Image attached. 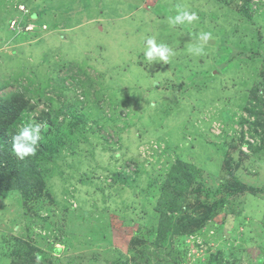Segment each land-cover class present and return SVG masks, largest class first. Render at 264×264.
I'll return each instance as SVG.
<instances>
[{
    "label": "rangeland",
    "instance_id": "rangeland-1",
    "mask_svg": "<svg viewBox=\"0 0 264 264\" xmlns=\"http://www.w3.org/2000/svg\"><path fill=\"white\" fill-rule=\"evenodd\" d=\"M241 1L0 0V81L11 75L36 100L97 121L86 122L77 156L64 152L49 193L1 202L11 208L0 217L1 255L14 251L21 263L24 238L23 251L45 254L36 264H117L113 249L126 264H264V0H252L251 21L232 11ZM178 7L198 19L170 26ZM147 38L171 49L168 63L145 58ZM178 158L195 179L181 211L168 213L173 224L224 204L156 249L149 232L158 223L148 218L161 219L171 191L161 185ZM116 172L129 184L112 183ZM234 179L245 189L227 196ZM49 194L56 205L34 206Z\"/></svg>",
    "mask_w": 264,
    "mask_h": 264
},
{
    "label": "trees",
    "instance_id": "trees-1",
    "mask_svg": "<svg viewBox=\"0 0 264 264\" xmlns=\"http://www.w3.org/2000/svg\"><path fill=\"white\" fill-rule=\"evenodd\" d=\"M252 2V0H242L240 3H234L232 5V11H234L237 17L239 14L243 16L244 19L251 21V17L254 16ZM259 15L261 17V13ZM36 17V13L30 15L32 19ZM262 17L264 18V16ZM254 49L256 50L255 54H258L257 45L251 46L250 50L255 51ZM13 78L14 77L10 75L5 78L6 81L2 79L0 81V205L4 199H7L8 195L13 196L14 194H18L22 199H26L25 196L32 190L38 189L39 192L36 193H41L43 190L49 193V187L51 186L50 181L54 177L62 178L61 176L64 174L60 169L68 158L64 152H69L70 154H68V156H77L79 153L77 148L78 142L85 134L86 122L92 121L97 123L95 118L91 120V117L85 114L77 116L74 115V112H70L69 109H67L68 111L64 110L62 107L54 109L50 99L41 98V100H36V95L30 93L26 86L21 83L22 81ZM85 81H87V79H85ZM79 84L81 85V82ZM80 95L83 96L84 92H80ZM261 102H264V99L257 100V104ZM39 104H43L44 107L38 112H35V108ZM244 110L248 112L250 116H256L254 109L244 108ZM72 120H76V123L72 122ZM67 121L71 123H67ZM107 121L109 120H104V122ZM26 124L41 125L40 139L37 142L36 152L33 155L20 158L13 149V137L19 132L21 126ZM96 127L103 131L101 126L99 127L96 125ZM103 139L105 140L104 137ZM192 170L193 165L184 164L178 158L176 159V165L171 168L172 173H170V176H167V179L164 180L161 185V187H164L161 189L165 192L169 187L171 191L166 193L169 199L164 202L165 207L161 210V219L154 218L153 216L148 218L150 221L153 219L158 223L156 229H152L149 232L151 239L153 238L151 243L156 249L164 247L168 239L170 240L174 235L191 234L192 232H189L190 230L195 227L198 229L199 226L204 225L207 220L212 218L214 209L224 204V202H219L212 205L210 208L206 209L202 217L193 218L192 216L184 215L182 220H185V223H181V225L173 224V220L168 213L181 211L184 195L187 192L186 190L190 188L195 179L191 172ZM110 176L112 177V183L124 182V184H129L130 176L127 174L116 172ZM233 181V184L228 183L223 186L224 189H228L227 196L234 195L245 189L244 185L237 179ZM171 183H174V185L172 186ZM161 189L159 191H161ZM221 191L220 186V189L207 190L206 192L208 195L212 196L221 193ZM47 197L48 198L44 200L43 195L37 196V201L34 206L38 209H46L44 206L46 203L45 201H48L51 205H56L55 199L50 198V194L49 196L47 195ZM150 199H152V197H150ZM156 206L157 204L153 209H155ZM65 207L67 206L65 205ZM3 208H5L4 205ZM3 208L0 207V217L3 216L2 211H6V213L11 211V208L7 210ZM46 211L48 212L44 220L48 221L52 217V210L48 209ZM35 217H38L37 212ZM4 223L8 225V220H4ZM9 225L13 226V223ZM19 227L23 229V226L19 225ZM23 239L19 238V241H22L20 243V251L18 252L19 256H17L22 259L21 263H17L12 259V257L16 255L14 251L9 254L6 253V255L0 254V260L7 261L11 258V262L9 261L7 264H36L38 261H41L45 256L44 252L37 251L34 253L23 251V247L27 246ZM53 251L58 252V250ZM113 251L118 258L117 264L127 263L126 254L121 255L115 249H113ZM214 257L215 256H212V259H209L207 264H223Z\"/></svg>",
    "mask_w": 264,
    "mask_h": 264
},
{
    "label": "clouds",
    "instance_id": "clouds-1",
    "mask_svg": "<svg viewBox=\"0 0 264 264\" xmlns=\"http://www.w3.org/2000/svg\"><path fill=\"white\" fill-rule=\"evenodd\" d=\"M195 12H189L180 7L177 8V14L174 17L168 18L170 26L176 24L192 23L197 20ZM210 33H201L200 39L207 42L210 39ZM188 51L195 55H200L203 52L202 45H190ZM145 58L148 61L158 59L164 63H168L169 58L173 55L171 49L163 44H157L154 38H147L145 41ZM41 125L26 124L21 126L19 132L13 137V149L20 157L33 155L36 152V145L40 139ZM39 259V257H38Z\"/></svg>",
    "mask_w": 264,
    "mask_h": 264
}]
</instances>
